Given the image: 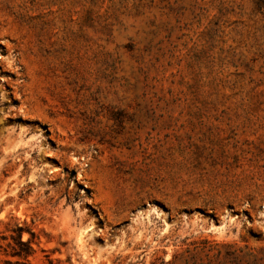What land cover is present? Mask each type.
Masks as SVG:
<instances>
[{
	"label": "rangeland",
	"instance_id": "obj_1",
	"mask_svg": "<svg viewBox=\"0 0 264 264\" xmlns=\"http://www.w3.org/2000/svg\"><path fill=\"white\" fill-rule=\"evenodd\" d=\"M8 222L35 252L0 264L264 247V0H0Z\"/></svg>",
	"mask_w": 264,
	"mask_h": 264
},
{
	"label": "trees",
	"instance_id": "obj_2",
	"mask_svg": "<svg viewBox=\"0 0 264 264\" xmlns=\"http://www.w3.org/2000/svg\"><path fill=\"white\" fill-rule=\"evenodd\" d=\"M8 225H10L11 232L9 235L2 234L0 236V252L3 250L6 255L18 257L19 260L17 262L23 259L27 260L35 252L32 242L37 238L36 233L28 228V226L20 225L18 222L13 223V225L8 222ZM26 231L30 233L31 237L24 240L23 233ZM246 248L247 250L243 255H237L235 251L228 253L231 256L229 264H264V247L259 249ZM219 264L226 263L221 262Z\"/></svg>",
	"mask_w": 264,
	"mask_h": 264
}]
</instances>
